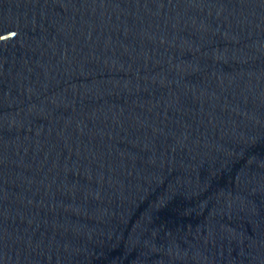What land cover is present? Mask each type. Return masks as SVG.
I'll list each match as a JSON object with an SVG mask.
<instances>
[{
	"label": "water",
	"instance_id": "water-1",
	"mask_svg": "<svg viewBox=\"0 0 264 264\" xmlns=\"http://www.w3.org/2000/svg\"><path fill=\"white\" fill-rule=\"evenodd\" d=\"M264 222V0H0V264H201Z\"/></svg>",
	"mask_w": 264,
	"mask_h": 264
}]
</instances>
